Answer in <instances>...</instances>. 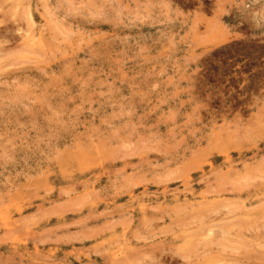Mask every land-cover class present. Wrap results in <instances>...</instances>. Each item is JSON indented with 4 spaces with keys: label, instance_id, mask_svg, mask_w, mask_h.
Masks as SVG:
<instances>
[{
    "label": "rangeland",
    "instance_id": "rangeland-1",
    "mask_svg": "<svg viewBox=\"0 0 264 264\" xmlns=\"http://www.w3.org/2000/svg\"><path fill=\"white\" fill-rule=\"evenodd\" d=\"M194 263L264 264V0H0V264Z\"/></svg>",
    "mask_w": 264,
    "mask_h": 264
},
{
    "label": "bare ground",
    "instance_id": "bare-ground-1",
    "mask_svg": "<svg viewBox=\"0 0 264 264\" xmlns=\"http://www.w3.org/2000/svg\"><path fill=\"white\" fill-rule=\"evenodd\" d=\"M29 28H30V27H29ZM31 35H32V34H31ZM38 40H39V39H38ZM35 43H36V42H35ZM30 44H31V43H30ZM185 223H186V222H185ZM185 223H184V224H185ZM182 230H183V229H182ZM172 234H173V233H172ZM211 242H212V241H211ZM205 243H206V242H205ZM113 246H114V245H113ZM207 247H209V246H207ZM198 248H199V247H198ZM167 250H168V249H167ZM211 250H212V249H211ZM117 252H118V251H117ZM203 253H204V252H203ZM170 255H171V254H170ZM195 255H196V254H195ZM178 257H179V256H178ZM123 258H124V257H123ZM154 258H155V257H154ZM171 258H172V257H171ZM184 258H185V257H184ZM184 258H183V259H184ZM178 259H179V258H178ZM187 259H188V258H187ZM121 260H122V259H121ZM179 260H180V259H179ZM188 261H189V260H188ZM141 262H142V261H141ZM153 262H154V261H153ZM174 262H175V261H174ZM194 264H195V263H194ZM199 264H200V263H199ZM202 264H203V263H202Z\"/></svg>",
    "mask_w": 264,
    "mask_h": 264
}]
</instances>
